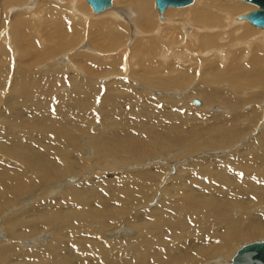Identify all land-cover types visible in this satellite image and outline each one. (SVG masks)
<instances>
[{"label": "bare ground", "instance_id": "bare-ground-1", "mask_svg": "<svg viewBox=\"0 0 264 264\" xmlns=\"http://www.w3.org/2000/svg\"><path fill=\"white\" fill-rule=\"evenodd\" d=\"M31 1L0 0V34H8L11 38L8 48L12 49V55L18 56L15 49L19 40L29 37L30 30L33 27L36 29L42 21L47 24H42L43 34L39 36L44 35L43 41L52 42L53 45L46 51L36 53L38 57L44 56L47 51L60 54L69 41L76 45L87 43L85 37H80L85 34V23L107 22L115 25L113 28L104 25L114 34L108 44L123 46L122 38L125 44L127 32L130 36L128 25L132 28V35L138 34L140 37L132 42L130 50L123 57L131 53L139 65L144 62L152 71L145 69L142 76L136 74L142 77L144 88L150 87L146 79L157 72L150 58L158 47L160 51L166 47L170 35L179 37L181 26L174 20L176 18L187 17V21L205 26L204 29L200 27L203 33L199 32L197 36L192 57L207 49L217 52L219 56L213 58L217 60L220 57L221 62L225 63L224 49H221L223 40H228L226 47H244L246 51L233 53L228 68L223 66L225 69L204 71L218 72L214 81L217 87H205L197 92L207 100L201 106L200 103L199 108L192 104V100L197 98H186L183 93L162 91L164 96L155 98L163 99L162 104L173 109L171 112H167L163 106L146 109L143 106L147 101L141 98L131 100L128 96L106 93L101 98L106 122L101 133L88 135L86 139L90 146V152L88 150L89 153H86L88 159L82 157L85 148L76 144V137L87 135L92 123L86 113L90 98L94 95L90 85L86 83L83 90H77L75 105L56 96L51 86L47 98L43 99L44 103L35 108L32 102L23 100L37 95L38 87L31 82L30 71L19 68L15 77L5 81L0 98V110L6 108L4 121L0 124V235L3 237L1 243L9 244L0 247V264H201L209 259L214 264H230L236 252L250 244L243 242L254 240L253 243L256 242L255 238L264 236V131L259 133L264 128L263 112L259 106L264 105V31H261L264 29L252 24L255 29L249 27L250 23L241 17L242 14L237 16L236 23L246 21L249 26L244 24L232 30L215 13L216 7L206 2L199 3V0L196 6H200L194 11L187 7L194 5L195 0L190 6L181 7V10L166 8L162 20L154 12V0H113L112 7L117 8L116 12L108 15L106 10L99 17L90 13L88 4L83 0H38L36 13L26 8ZM231 1L240 3L241 0L226 2ZM5 4L19 5L27 13L15 20L5 19L1 14ZM247 4L258 9L254 4ZM41 6L47 9V16H42ZM9 9H6V13ZM216 9L225 11L228 17L245 10L233 3ZM59 12L67 14L69 18L54 21ZM24 16L26 19H22ZM223 31H227V34L220 39L218 35ZM245 36L252 37L250 40L230 42L232 38ZM94 40L102 43L98 38ZM2 41L7 42L5 36ZM76 47L68 53L74 52ZM4 48L6 50L7 45ZM248 56L249 62L244 64ZM132 59L129 60L130 65ZM70 60L61 63L69 68L75 65ZM83 62L84 67L95 71V60L85 58ZM118 62L115 60V65L106 70L120 72ZM131 69L136 70L133 66ZM74 70L81 72L83 67L75 65ZM0 72L3 76L7 75L3 68H0ZM184 83L185 78L165 80L166 89L181 87ZM202 84L210 85L209 82ZM7 89L9 95L11 89L10 102L3 100ZM135 89L139 91L142 87L135 84ZM154 92L156 90L148 93L151 96ZM15 95L22 108L35 109V116L39 117L36 119L29 114L22 118L19 107L14 104ZM217 101L223 105L210 106ZM58 102L62 105L56 106ZM185 102L198 109H184ZM121 104H132L133 107L128 113L119 108L114 116V110ZM245 104H250L247 114L240 110L245 108ZM188 113L206 121V125L188 118ZM134 114L139 115L137 119L141 120L135 121ZM142 115L145 116L141 118ZM15 122H18V131L13 130ZM236 122L241 128H237ZM37 128L42 129V134L34 136L33 131ZM213 130L215 134L211 135ZM256 130L257 136L251 137ZM149 135L155 136L154 146L145 140ZM160 135L165 138L159 139L157 136ZM249 138L251 140L247 147L236 152L235 149L244 146ZM196 139H201L202 143L193 146L180 158H192L202 153L200 158L195 157L191 162L185 158L184 164L166 156L153 159L174 148L191 145L192 140ZM129 159H145L148 162L142 165L127 162L125 166L130 171L123 172L142 173L122 182L98 181L90 188L83 185V181L78 182L83 174L93 177L90 172L98 174L97 171L104 172L107 167ZM163 163L169 165V176L174 173L169 182V176L159 179L169 173L166 170L159 176L162 172L159 165ZM233 166L237 169H233ZM71 176L79 177L67 179ZM158 180L157 192L148 200L154 199L149 207L158 203L156 207L142 215L135 213L132 218L126 217L128 209L124 205L125 198H129L130 207L147 204L148 189L154 187ZM133 192L136 194L133 195ZM45 197L51 201H46ZM35 199H38L36 204L33 202ZM236 208L245 217L237 220L230 218V213ZM114 220L119 223L112 229L104 230ZM261 240L264 238L257 241ZM238 245L241 246L237 250ZM127 247L131 248L129 259H118L127 254Z\"/></svg>", "mask_w": 264, "mask_h": 264}, {"label": "rangeland", "instance_id": "rangeland-1", "mask_svg": "<svg viewBox=\"0 0 264 264\" xmlns=\"http://www.w3.org/2000/svg\"><path fill=\"white\" fill-rule=\"evenodd\" d=\"M49 1H51V0H49ZM127 1H129V0H127ZM226 1H228V0H226ZM226 1H222V0H199V3L206 2L207 5H210V6L216 7V8H221V6H223V5H228L229 3H233V4L237 5L240 9H245V10L239 14L229 16V17L225 14V11L217 10L216 8H214V11H215V13H217L219 15V17H221L223 19V21L226 23V27H230L232 30L234 28H239L240 26H242L244 24H248L246 21L243 24H237L236 23L237 16L245 14V13L250 12V11H253L256 8L252 5H249L247 3H243L241 1H239L240 3L235 2V1H231V2H226ZM82 2H84L87 5V3L84 0ZM196 2H197V0H195L194 5L187 7V9H189L190 11H194L196 8H198L200 5L196 6ZM37 3H38V0H33V1H31V3L27 4L26 8L27 9H33L34 13H36L38 10ZM7 8H11V9H9L6 13ZM89 9H90V7H89ZM116 9H117L116 7H112L111 10H108V15H113L116 12ZM153 9H154V12L156 14H158L154 8V2H153ZM173 9H177V8H173ZM181 9H183V8H178L177 10H181ZM226 10H228L229 12H235L236 11V10H230V9H226ZM219 11H221L223 13L220 14V13H218ZM40 12H41L42 16L43 15L47 16V9L44 6H41ZM26 13L27 12L23 11L22 8L19 7V5L9 6V5L5 4L1 9L2 16L8 20H15V19L19 18L20 16H22ZM90 13H92L91 9H90ZM58 15L60 17L58 16L57 20H56V18H54V19L51 18V19H53L54 21H63V19L69 18L67 16V14H65L63 12H59ZM101 15H102V13L95 16V17H99ZM163 16H165V15H163ZM58 18H59V20H58ZM22 19H26V16L22 17ZM165 19H167V18H165ZM174 20L177 23H179L181 26L179 37H175V35H170L166 47L162 51H160V48L158 47L156 53L153 54V56L150 58V63L156 67L157 72L155 74H153L152 76H150L148 79H146L147 82L150 84V87H145V88L143 87L144 82L142 80V77H139L136 74H139L142 76V74H143L142 71L145 69H147L149 72H152V71L147 67V64L144 62L141 65H139V63L135 59L134 55L131 53L129 56L123 57L125 52L130 50L129 46L132 45V42H134V40L136 38L140 37V36H137L138 34L136 36H133L132 35V28L129 27L128 25H127V27L129 28L130 36L132 38L130 36H128V32H127V35H126L127 41L125 42V44H124L125 40L122 38L123 46L122 45H109L108 44V42L110 41V39L113 37L114 34L110 33L109 30H107L104 27V25L106 24L111 28L115 27V25L109 24L107 22H94L93 24H86L85 23V24H83V30L85 31V34L80 36V37H85L87 43H85L84 45L83 44L76 45L77 43H70L71 41H69L67 43V46L65 47V50L63 51V52H66V54H63V52H61L60 54L54 55V54L47 51L46 54L42 57L36 56V53L38 54L39 52L46 51L47 49H49V47H51L53 45L52 42H46L45 40L43 41L44 35H43V37L39 36L40 34H43L44 25L42 27V24L43 23L47 24L45 21L44 22L42 21L40 23V25L36 24L37 23V21H36L35 24L38 26L36 27V29H35V27H33L30 30V35H29L30 38L29 37H25V38L22 37L19 40L21 43V44L20 43L18 44L19 48L15 45L16 46L15 50L18 52V56L15 54L12 55L13 54L11 52L12 49L8 48V46H10V43H11V38H9V35L1 33L0 34V68H3L4 70H6L7 75L3 76L0 72V98H1L2 91H3L4 85H5V81L11 80L13 77H15L16 73L19 72L18 71L19 68L25 69V71H30L29 75L31 76V82L35 83L38 87L37 95H33L30 98H25L23 100V102H26V101L32 102V104L35 108L40 107L44 103L43 99L47 98L48 90L50 89L51 86H53L54 93L56 96L59 95V96H61V99L65 98L69 104L75 105V104H77V95H76L77 90L78 89L83 90L84 89L83 85L86 83L89 84L90 89H92L94 91V95L91 96V98H90V102L88 103V106L86 108V113L91 117L92 123L88 129L87 135L76 137L77 138L76 144L78 146H84V148H85L82 157H84V159H88L89 155H87V154L90 152V149H88L90 146L88 145V143H86V139H87L88 135H97V134L101 133L104 129V122H106L105 111H104L103 105L101 103V98L106 93H108L109 95L119 94V95H123V96H128L131 98V100L135 99V98H141V99L147 101L143 106L144 108H146V109L158 108L159 109L160 106L161 107L163 106L167 112H171V111H173V109L165 107V105L162 104L164 101L163 99H161V100L155 99V98H162L164 96L162 91H165V92L169 91L170 93H180V94L183 93V95L186 98H197V100L200 101V103H201L200 106H201V105H203V103H206L207 100H206V98L201 97L197 92L204 90L205 87H207V88L217 87V85L214 83V81H215V78H216V75L218 72H204V71L206 69L217 70V69H225L224 67L228 68L227 65L229 66L232 62V61L229 62V59L231 60L233 53L240 52V51H242V52L246 51L244 49V47L243 48L242 47L241 48H232V46L226 47L225 45L229 44L228 40H226V41L223 40L222 41L223 45L221 46V49H224L223 53L226 57V62H225L226 64L224 62H221L220 57L217 60L215 58H213L215 56H219L217 52L209 51L207 49L202 50L201 52H199L197 54V56L192 57L191 51L194 49V47L196 46V43L198 42L197 36H199V32L203 33L202 31H200V27H203V29H204L205 26H201L198 24H194L190 21H187V17L176 18ZM51 21H50V24H52ZM160 23H165V22H160ZM183 24H185V26ZM248 26H249V24H248ZM64 27H65V25H64ZM249 27L254 28L251 26V24ZM34 30L35 31L38 30L40 33L38 32V33L33 34ZM256 30H259V29H256ZM261 31H264V30H261ZM138 32H141V31L139 30ZM143 32L147 33L145 31H143ZM224 34H227V31H223L221 34L218 35V37L220 39H222L224 37ZM235 34H238V33H235ZM3 36H5L6 41H7L5 43L2 41ZM251 37L252 36H245L243 38L242 37H235V38H232L230 40V42H238V41L240 42L241 40H250ZM96 38H98L102 43L100 44V43L96 42L94 40ZM12 42H13V44H15L13 39H12ZM22 43H24V44H22ZM218 44H220L219 40H218ZM4 45H7L8 51H7V49L5 50ZM19 45H21V46H19ZM76 46H78V48ZM90 46L92 47L91 51H89ZM20 47H22V48H20ZM74 47H76L77 49L74 50V52L73 51L69 52L70 53L69 54L68 51H71L70 49L73 50ZM230 49H232V50L230 51ZM227 54H229V56H227ZM66 58L69 59V62H71L70 59H72V62L75 65H77V67H78V65H81L83 67V70L81 72L79 71L80 73L76 72L74 70L75 65L71 66L69 68H66L65 64L61 63V62L68 60ZM85 58H91L97 62V66H96L95 71H92V70L88 69V67H84V65H82V62ZM49 59H51V60L48 61ZM130 59L133 60L131 62V65L129 62ZM115 60H119L118 63L121 65V71L120 72L107 71L106 69L111 68L115 65ZM248 60H249V56L246 58V60L243 61L244 64H246V63L248 64V62H249ZM87 61L88 60H85V62H87ZM83 64H84V62H83ZM199 65H200V67H199ZM131 66L135 67L136 70L132 71ZM102 69H103V71H101ZM49 70H50V72H48ZM44 71H47V72H44ZM230 73H231V75H233V72H230ZM181 78H185L184 85H182L181 87L166 89L165 80L178 81ZM202 82H209L210 85L205 86L202 84ZM135 84H139L140 87H142V89L139 91H136ZM7 88H8V85H7ZM11 89H10V95H9L8 89L4 92L3 100L5 99V100L10 102L11 96H12ZM151 90H156V92H154L155 94L151 95L152 97L154 96L153 98L148 93ZM263 90H264V88H263ZM8 95H9V97H8ZM14 98H15L14 104L19 107L18 110L20 111V115L22 116V118H26L27 115H29V114L34 116V118H36V119L39 117V116H35V109L32 108V109L27 110V109L22 108L17 103V95H15ZM177 99L181 100V101L183 100L182 98H177ZM4 104H6V103H4ZM59 105H62V103L58 102L56 104V106H59ZM221 105H223V104H221L220 101H217L216 103H214L210 106L215 107V106H221ZM248 105H250V104H248ZM248 105L245 104L244 105L245 108L240 109L241 111H243L244 114H247L246 111L248 110V107H249ZM259 106L261 107L260 110L263 112L262 117H264V105L260 104ZM132 107H133L132 104H121L118 106V108H116L114 110L113 115L116 116V114L119 112V110H118L119 108H121V110L124 113H128V111ZM194 107H196V106H194ZM198 108H199V106H198ZM198 108H193L187 102H185L184 109L196 110ZM205 110H206V112L209 113L208 109H205ZM221 110H223V109H221ZM0 114L2 115V116H0V124H2V122L4 121V117L6 115V108L2 107V110H0ZM145 114H147V113H145ZM133 116H134L135 121L141 120V119H137L138 117H140L139 115L134 114ZM143 116H145V115H142L141 118H143ZM69 118H72V117H69ZM188 118L193 119L195 122H197L203 126L206 125V123H207L204 120L198 119L195 114L189 115V113H188ZM235 124H237V122ZM17 125H18V122H15V126H13L14 131L19 130L17 128ZM236 126H237V128H241L240 126H238V124ZM263 131H264V128L259 133H262ZM177 133H179V131ZM33 134H34V136L42 134V129H40V128L35 129L33 131ZM214 134H215V131L213 130L211 132V135H214ZM257 134H258V131L256 130V132H253L251 137L257 136ZM157 137L159 139L165 138L164 135H160ZM154 139H155V136H153V135L146 136V138H145L146 142L148 144H150L151 146H154V141H155ZM250 140H251V138L247 139L246 142L243 144L244 146H241L240 148L235 149V151L238 152L241 149H245V147H247L248 142ZM126 142L128 143V140H126ZM201 143H202L201 139L192 140L191 145L174 148L171 151H167V152H164L162 154H158V155L154 156L153 159H158L160 157L166 156L167 159H170V158L172 160L178 159L177 161H180V164H184L185 158L189 159V162H191L193 159H195V157L200 158V156H202L203 154L199 153L198 155H196L192 158H189V156H185L183 158H180V157H182V155L184 153L190 151L193 146L200 145ZM88 150H89V152L87 153ZM209 154H211V153H209ZM160 155H162V156H160ZM127 162L132 163V165L133 164L142 165V164L147 163L148 161H145V159H129L127 161H121L115 165L107 167L106 169H104V172L97 171L98 174L90 172L91 175H94L93 177L89 176L88 174L87 175L83 174V176L85 175V177L82 178L83 176H81V178H79L78 182L83 181L82 184L87 185L86 187L90 188L94 184L98 183V181H103V182L109 181V182H113V183L114 182H122L125 179H128L132 175H137L138 173H142V172H134V173L123 172V170L130 171L129 167L127 168V166H125V164ZM189 164L192 165V163H189ZM144 167L147 168V166H144ZM159 167L162 169V172L159 176H162V174L166 170L169 171L168 174L165 173L162 176V178H159V179H163L165 176L168 177L170 175L171 170L169 169V165L167 163L160 164ZM232 168L237 169V167H235V166H233ZM171 176H169L168 182L170 181ZM78 177H76V178H78ZM76 178H73L71 176V178L68 177L67 179H76ZM86 178H87V180H86ZM89 178H91V179H89ZM67 179L65 181H67ZM78 182H74L73 184H78ZM158 184H159V180H158V183L154 187H150L148 189L147 202L150 199V196L152 194H154L155 191L157 192ZM134 194H136V192H133V195ZM161 198H162V196H161ZM45 200L51 201V200L47 199V197H45ZM125 200H126V202H124V205L128 209V214L126 215V217H128V218H132L135 215V213H140V215L147 213L146 211H151V209H154L156 207V205L158 204L157 203L153 207H149L150 203L154 200L153 199L152 201H149L147 204H144V205H141L138 207L137 206L130 207L129 198L128 199L125 198ZM33 202L35 204L38 203V199L33 200ZM133 208H135V209H133ZM236 211H238L239 214H234ZM235 215H237L238 217H236ZM229 217L237 220V219H241L242 217H245V215H242L241 211L238 208H236L230 213ZM245 219H247V218H245ZM118 223H119L118 220H114V221L110 222L108 227L105 228L104 230L112 229ZM129 225H130V223H129ZM0 226L2 227L1 223H0ZM1 232H3L2 229H1ZM148 233L151 234L152 232H148ZM3 234H4V232H3ZM46 234L51 235L50 233H46ZM151 235H153V234H151ZM263 238H264V236H261V237L255 238V240L257 241L258 239H263ZM1 239H3L2 235H0V247H7L9 244L1 243ZM29 239H31V238H29ZM252 241H254V240L243 242V244H247L249 242L251 243ZM240 246L238 245L236 247L237 250L240 248ZM236 248H234V250ZM119 250H120V248H119ZM127 250H128L127 254L122 255V257H118V259H122V260L129 259L131 248L127 247ZM24 252H32V251H24ZM234 253L235 252H233V254ZM45 264H48V262H46ZM201 264H214V263H213L212 259H209V260H207Z\"/></svg>", "mask_w": 264, "mask_h": 264}, {"label": "water", "instance_id": "water-1", "mask_svg": "<svg viewBox=\"0 0 264 264\" xmlns=\"http://www.w3.org/2000/svg\"><path fill=\"white\" fill-rule=\"evenodd\" d=\"M254 4L258 9L241 16L255 27L264 29V0H241ZM92 14L99 15L112 7L113 0H85ZM194 0H154V7L163 19L166 8H181L192 5ZM192 104L199 106V100L193 99ZM230 264H264V240L256 241L241 247L232 257Z\"/></svg>", "mask_w": 264, "mask_h": 264}]
</instances>
